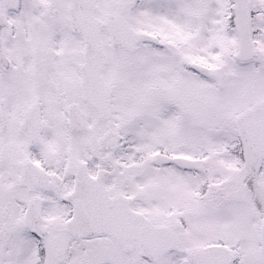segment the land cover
Instances as JSON below:
<instances>
[{"label":"snow or ice","instance_id":"1","mask_svg":"<svg viewBox=\"0 0 264 264\" xmlns=\"http://www.w3.org/2000/svg\"><path fill=\"white\" fill-rule=\"evenodd\" d=\"M0 264H264V0H0Z\"/></svg>","mask_w":264,"mask_h":264}]
</instances>
